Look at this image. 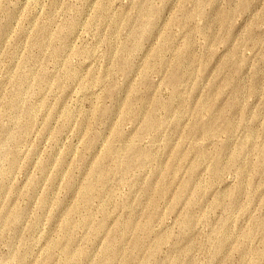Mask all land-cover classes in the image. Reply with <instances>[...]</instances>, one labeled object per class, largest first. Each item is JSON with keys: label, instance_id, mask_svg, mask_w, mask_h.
I'll list each match as a JSON object with an SVG mask.
<instances>
[{"label": "rangeland", "instance_id": "1", "mask_svg": "<svg viewBox=\"0 0 264 264\" xmlns=\"http://www.w3.org/2000/svg\"><path fill=\"white\" fill-rule=\"evenodd\" d=\"M0 264H264V0H0Z\"/></svg>", "mask_w": 264, "mask_h": 264}]
</instances>
